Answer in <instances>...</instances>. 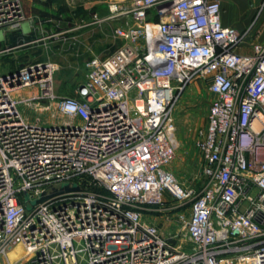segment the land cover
<instances>
[{"label": "built area", "instance_id": "2783aa9c", "mask_svg": "<svg viewBox=\"0 0 264 264\" xmlns=\"http://www.w3.org/2000/svg\"><path fill=\"white\" fill-rule=\"evenodd\" d=\"M128 13L75 96H55L49 63L0 72V264H264V43L241 53L253 25L224 26L218 0H137ZM24 19L0 0V41ZM196 80L214 96L200 190L168 170L176 105ZM168 198L190 204L177 213L186 248L143 223Z\"/></svg>", "mask_w": 264, "mask_h": 264}, {"label": "rangeland", "instance_id": "374dc122", "mask_svg": "<svg viewBox=\"0 0 264 264\" xmlns=\"http://www.w3.org/2000/svg\"><path fill=\"white\" fill-rule=\"evenodd\" d=\"M18 1L25 18L18 31L19 43L25 40L27 45L17 49L18 55H15L18 56L17 61H14L13 54L0 56V72L2 75H12L16 68L49 63L53 67L52 87L58 98L72 96L84 83L87 75L86 64L91 58L96 56L107 58L116 52L120 43L115 39L114 31L132 23L131 14L128 12L137 2V0ZM113 6L119 7L117 13H112ZM256 27L257 23L253 24V29ZM263 31L264 21L259 20V43H264ZM14 33L11 32L10 35ZM15 41L11 38L6 42L2 41L1 48L17 46L19 43ZM240 51L247 53L250 49ZM213 100L214 96L208 90V83L196 80L180 96L176 105L174 119L178 145L176 157L168 166V170L185 188L197 187L200 190L202 186V157L197 141L199 131L206 126L209 106ZM37 112L38 110L32 112V117H36ZM49 116L50 114H47L42 119L46 122ZM166 205L165 209L158 210L143 208V223L157 225L165 240L177 246L183 243L184 237L183 225L177 219V213L185 209L184 213L189 217L190 204L181 209L174 200L168 198ZM183 247H187L186 243H183ZM12 255L11 261L15 262L22 258L24 250L16 249Z\"/></svg>", "mask_w": 264, "mask_h": 264}, {"label": "crops", "instance_id": "0c3cea01", "mask_svg": "<svg viewBox=\"0 0 264 264\" xmlns=\"http://www.w3.org/2000/svg\"><path fill=\"white\" fill-rule=\"evenodd\" d=\"M218 1L221 2V7H222L221 18L224 26L234 28L239 32L244 33L248 31L254 23H257V27L253 29L252 32L248 35L245 44L241 48L243 50L246 48L250 49V52L246 53L240 51L243 54L252 53V44L259 42V20L264 21V8H263L264 0H218ZM262 33H264V31ZM18 34H19L18 32L14 33V35H10V33H8L6 39L3 41L6 42L7 39L9 40V38H11L14 41L16 39L15 42L18 43L20 38ZM1 44H2V40L0 41V49H4L1 48ZM12 54L14 55L13 58L14 61H17L16 59L18 58V56H15L18 55L17 50L11 52L9 55L12 56ZM93 58L105 59L98 56ZM72 96H75V93Z\"/></svg>", "mask_w": 264, "mask_h": 264}, {"label": "bare ground", "instance_id": "6f19581e", "mask_svg": "<svg viewBox=\"0 0 264 264\" xmlns=\"http://www.w3.org/2000/svg\"><path fill=\"white\" fill-rule=\"evenodd\" d=\"M112 9H113V11H112V13H114V12H116V9H115V6H113L112 7ZM47 114H49V113H45V112H38V115L40 116V117H43V116H45V115H47ZM51 114V113H50ZM51 119V115L49 116V120ZM48 120V119H47ZM16 253V252H15ZM14 255V254H13ZM12 254H11V256H13ZM18 256V255H17ZM14 257H15V255H14ZM13 258V257H12ZM16 258V257H15Z\"/></svg>", "mask_w": 264, "mask_h": 264}, {"label": "water", "instance_id": "95a60500", "mask_svg": "<svg viewBox=\"0 0 264 264\" xmlns=\"http://www.w3.org/2000/svg\"><path fill=\"white\" fill-rule=\"evenodd\" d=\"M65 189H66V190H69V187H66ZM76 189H78V188H76ZM45 199H46V198H42V199H40L37 203H42ZM26 200H28V196H26Z\"/></svg>", "mask_w": 264, "mask_h": 264}]
</instances>
